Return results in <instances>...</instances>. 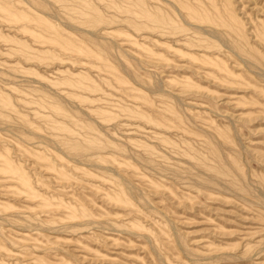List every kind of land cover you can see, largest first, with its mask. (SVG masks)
Returning a JSON list of instances; mask_svg holds the SVG:
<instances>
[{
	"label": "rangeland",
	"instance_id": "obj_1",
	"mask_svg": "<svg viewBox=\"0 0 264 264\" xmlns=\"http://www.w3.org/2000/svg\"><path fill=\"white\" fill-rule=\"evenodd\" d=\"M0 264H264V0H0Z\"/></svg>",
	"mask_w": 264,
	"mask_h": 264
}]
</instances>
